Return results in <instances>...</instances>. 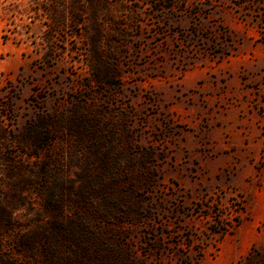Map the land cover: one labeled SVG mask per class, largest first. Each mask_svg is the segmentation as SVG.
Instances as JSON below:
<instances>
[{
    "label": "rangeland",
    "instance_id": "rangeland-1",
    "mask_svg": "<svg viewBox=\"0 0 264 264\" xmlns=\"http://www.w3.org/2000/svg\"><path fill=\"white\" fill-rule=\"evenodd\" d=\"M0 264H264V0H0Z\"/></svg>",
    "mask_w": 264,
    "mask_h": 264
}]
</instances>
